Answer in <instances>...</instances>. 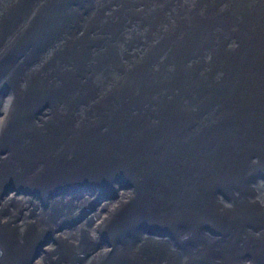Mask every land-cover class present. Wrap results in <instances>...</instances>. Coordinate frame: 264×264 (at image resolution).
Segmentation results:
<instances>
[{
    "label": "bare ground",
    "instance_id": "obj_1",
    "mask_svg": "<svg viewBox=\"0 0 264 264\" xmlns=\"http://www.w3.org/2000/svg\"><path fill=\"white\" fill-rule=\"evenodd\" d=\"M128 1L0 0V264H264L263 3L244 19L230 2L213 31L208 9L211 59L138 108L121 76L204 16Z\"/></svg>",
    "mask_w": 264,
    "mask_h": 264
},
{
    "label": "water",
    "instance_id": "obj_2",
    "mask_svg": "<svg viewBox=\"0 0 264 264\" xmlns=\"http://www.w3.org/2000/svg\"><path fill=\"white\" fill-rule=\"evenodd\" d=\"M227 1L229 4L226 5L224 0H195L197 6L202 8L201 14L204 16V20L198 26L197 32L193 34L191 40L187 42V45L181 47L175 52H171L170 54H163L164 50L161 44H158V46L153 45V53L149 52L150 56L138 65L142 69L141 71L136 70L137 73L135 76L131 75L132 72H130L126 77L121 76V93L119 95L120 102H125L124 106H128L130 103L134 102L138 108L147 107L154 104V96L158 94V88L155 87V85L159 80L161 81V83L162 80H166L168 73L172 75L168 78V85L174 82L172 78L176 77L177 81L179 83H182L181 87L184 88L188 71L190 69V66L192 65L193 57L196 54H198L199 57L205 54L206 56H209V59H211L209 54L213 53V51H210L209 48L206 47V39H204V43H202V45L198 47L196 46L200 32L202 30L201 27H203L204 25L208 9L210 12L207 27L209 31H213L218 25L216 24L217 21L223 22L230 16V2L232 3L237 15L241 18L245 16L244 19H248L250 18V16L254 19L257 8L259 7V3H263L262 7H264V0ZM74 4H76V2ZM61 7L62 5L59 7V9ZM73 7H76L77 11L82 10V7L78 6V4L74 5ZM242 11H245V13L243 14ZM260 12V15H262V9L260 10ZM243 52L244 50L240 55L236 56L233 59V64L236 67L237 71L240 67ZM148 69H151L150 72L147 71ZM221 101H224V98L217 94L215 101L216 105L218 106ZM160 114L164 118L163 113H158L156 115L155 123L158 122V117H160ZM215 120L217 123L227 121L228 123L226 124L230 127V118L221 117L216 118ZM172 127L173 125L171 127H167L166 133H171ZM211 131H213V129L208 132ZM143 230L146 231L147 234H150V231L146 229V224L139 225V231Z\"/></svg>",
    "mask_w": 264,
    "mask_h": 264
},
{
    "label": "rangeland",
    "instance_id": "obj_3",
    "mask_svg": "<svg viewBox=\"0 0 264 264\" xmlns=\"http://www.w3.org/2000/svg\"><path fill=\"white\" fill-rule=\"evenodd\" d=\"M228 128H230V127H228ZM3 197H4V195H3ZM3 197H2L1 199H3ZM36 202H37V200H36ZM37 203H38V202H37ZM90 211H92V209H91ZM92 218H93V216H90V219H92ZM92 221H93V220H92ZM146 229L150 231V234H151V235H154V236L163 235V232H162V230H161L162 227L146 225ZM167 230H168V232H169L171 235H173L170 229L167 228ZM155 231H156V232H155ZM158 232H159V233H158ZM183 240L186 241L187 243H190V242H189L188 240H186V239H183ZM40 252H41V248L37 249V251H36V253H35V255H34L33 258H38V257L41 258V255H39ZM41 254H42V253H41ZM52 256L54 257V255H52Z\"/></svg>",
    "mask_w": 264,
    "mask_h": 264
}]
</instances>
